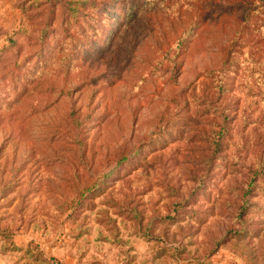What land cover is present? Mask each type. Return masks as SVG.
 Returning <instances> with one entry per match:
<instances>
[{
  "label": "rangeland",
  "instance_id": "obj_1",
  "mask_svg": "<svg viewBox=\"0 0 264 264\" xmlns=\"http://www.w3.org/2000/svg\"><path fill=\"white\" fill-rule=\"evenodd\" d=\"M260 4L0 0V264H264Z\"/></svg>",
  "mask_w": 264,
  "mask_h": 264
},
{
  "label": "trees",
  "instance_id": "obj_2",
  "mask_svg": "<svg viewBox=\"0 0 264 264\" xmlns=\"http://www.w3.org/2000/svg\"><path fill=\"white\" fill-rule=\"evenodd\" d=\"M260 2H261L260 7L262 9L259 10V11H261V12H257L255 14L248 15L245 18V23H247V27L246 28L249 27L248 29H250L251 32L259 33V34H262L264 36V10H263V8H264V6H263L264 0H260ZM131 6H132V9L129 10V16L132 15V14L136 15L138 13V10H135V11L133 10L134 4H132ZM127 17H128V15H127ZM240 41H244V37H243V35L241 33H239L236 36L235 40L233 41V46H232V48L229 49L230 54L234 53V51H235L234 48L237 45V43L240 42ZM182 43H183V41L179 42L180 45ZM219 72L222 73V71H219ZM220 84L222 86V79L220 80ZM221 141H223V139L219 140L220 145H222Z\"/></svg>",
  "mask_w": 264,
  "mask_h": 264
}]
</instances>
